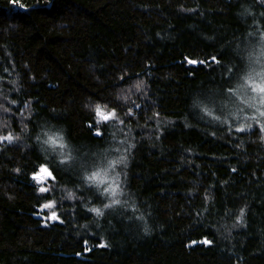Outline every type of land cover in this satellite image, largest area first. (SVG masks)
<instances>
[{
  "label": "trees",
  "instance_id": "obj_1",
  "mask_svg": "<svg viewBox=\"0 0 264 264\" xmlns=\"http://www.w3.org/2000/svg\"><path fill=\"white\" fill-rule=\"evenodd\" d=\"M262 39L264 0H0V264H264V132L204 115Z\"/></svg>",
  "mask_w": 264,
  "mask_h": 264
},
{
  "label": "rangeland",
  "instance_id": "obj_2",
  "mask_svg": "<svg viewBox=\"0 0 264 264\" xmlns=\"http://www.w3.org/2000/svg\"><path fill=\"white\" fill-rule=\"evenodd\" d=\"M255 48V53H253L249 61L248 68L241 83L237 86L234 92L229 94L224 100H215L213 101V104L204 110V115L207 118H214L218 121L223 120L224 123L229 126H237L243 129L249 126L258 125L264 132V128L261 127L264 125V116L260 115V112H264V105L259 103L258 94L252 92L246 82V77L249 76L254 78V82H261V78L258 74L264 73V39L259 41ZM98 117L99 120L103 121L99 115ZM61 138L62 139H60L55 146L57 147L60 144H63V147L61 148L63 151H67V159L70 160L72 155H75V151L70 148L65 149V140L63 136ZM8 141V139L3 138L2 143L5 144ZM97 172L103 175L104 171L99 169ZM105 173H108L107 169H105ZM46 176H48L47 173L40 172L34 177V179L37 184H43L46 180ZM48 218L50 221H45V224L58 220L57 215L54 212H51Z\"/></svg>",
  "mask_w": 264,
  "mask_h": 264
},
{
  "label": "snow or ice",
  "instance_id": "obj_3",
  "mask_svg": "<svg viewBox=\"0 0 264 264\" xmlns=\"http://www.w3.org/2000/svg\"><path fill=\"white\" fill-rule=\"evenodd\" d=\"M261 78V82H254V78H252L251 76L246 77V82L248 84V86L251 88V91L254 93H257L259 96V103L261 105H264V73H260L258 74ZM231 91V90H230ZM97 114L103 119V120H108L112 117L115 116V113H109V114H105L100 108L96 109ZM260 115L264 116V112H260ZM262 128H264V125L261 126ZM241 131H243V129H240ZM4 139H8L11 140L12 137L8 136V137H4ZM62 139L61 137H49L48 140L45 141V143H51L52 145H57L58 141ZM60 147H63V144L59 145ZM115 162H113L114 164ZM41 172L47 173V175H51L50 172H48L47 168H41L40 169ZM89 179H100V173H93V175L91 177H89ZM101 183H103V181H101ZM45 189H42V191H44ZM108 191H111L112 195L115 196L116 195V189L115 188H111L108 189ZM119 201H116V203H118ZM45 207H51V205H45ZM95 211L99 212L98 209H96ZM205 243H208L207 241H205Z\"/></svg>",
  "mask_w": 264,
  "mask_h": 264
},
{
  "label": "water",
  "instance_id": "obj_4",
  "mask_svg": "<svg viewBox=\"0 0 264 264\" xmlns=\"http://www.w3.org/2000/svg\"><path fill=\"white\" fill-rule=\"evenodd\" d=\"M37 218V217H36Z\"/></svg>",
  "mask_w": 264,
  "mask_h": 264
}]
</instances>
